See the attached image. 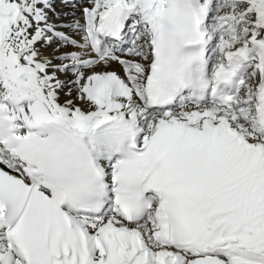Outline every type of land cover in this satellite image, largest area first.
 <instances>
[{"label":"snow or ice","instance_id":"6c2138e0","mask_svg":"<svg viewBox=\"0 0 264 264\" xmlns=\"http://www.w3.org/2000/svg\"><path fill=\"white\" fill-rule=\"evenodd\" d=\"M0 264H264V0H0Z\"/></svg>","mask_w":264,"mask_h":264}]
</instances>
